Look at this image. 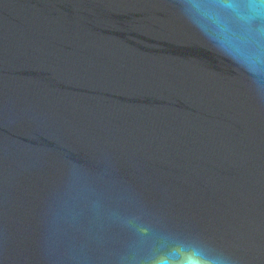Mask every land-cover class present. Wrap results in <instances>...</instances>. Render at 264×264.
<instances>
[{
    "label": "water",
    "instance_id": "obj_1",
    "mask_svg": "<svg viewBox=\"0 0 264 264\" xmlns=\"http://www.w3.org/2000/svg\"><path fill=\"white\" fill-rule=\"evenodd\" d=\"M0 264H264V0H0Z\"/></svg>",
    "mask_w": 264,
    "mask_h": 264
}]
</instances>
